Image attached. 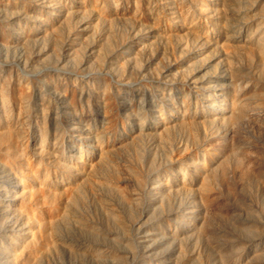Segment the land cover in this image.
Listing matches in <instances>:
<instances>
[{"label": "rangeland", "instance_id": "rangeland-1", "mask_svg": "<svg viewBox=\"0 0 264 264\" xmlns=\"http://www.w3.org/2000/svg\"><path fill=\"white\" fill-rule=\"evenodd\" d=\"M263 47L264 0H0V264H264Z\"/></svg>", "mask_w": 264, "mask_h": 264}, {"label": "bare ground", "instance_id": "bare-ground-1", "mask_svg": "<svg viewBox=\"0 0 264 264\" xmlns=\"http://www.w3.org/2000/svg\"><path fill=\"white\" fill-rule=\"evenodd\" d=\"M263 48H264V47H263ZM3 111H4V114H5L4 118H5L6 120H9V116H8V114H7V112H6V108L3 107Z\"/></svg>", "mask_w": 264, "mask_h": 264}]
</instances>
